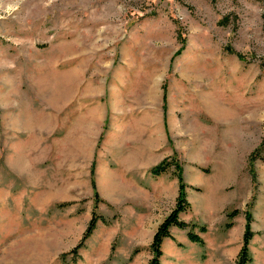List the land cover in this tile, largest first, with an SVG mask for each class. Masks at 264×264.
I'll return each instance as SVG.
<instances>
[{
  "label": "rangeland",
  "instance_id": "1",
  "mask_svg": "<svg viewBox=\"0 0 264 264\" xmlns=\"http://www.w3.org/2000/svg\"><path fill=\"white\" fill-rule=\"evenodd\" d=\"M180 172L161 264H264V0H0V264H150Z\"/></svg>",
  "mask_w": 264,
  "mask_h": 264
},
{
  "label": "trees",
  "instance_id": "2",
  "mask_svg": "<svg viewBox=\"0 0 264 264\" xmlns=\"http://www.w3.org/2000/svg\"><path fill=\"white\" fill-rule=\"evenodd\" d=\"M163 163L158 165L155 169L151 171L154 176L158 177L162 174L166 173V169L163 167ZM177 179L179 180V196L176 202L175 209L170 213V215L160 224L157 232L154 235L152 244H151V251L153 253V259L151 260L150 264H161V257L163 256L162 251V245L165 239H171L174 240L173 237L170 234V230L173 227H177L179 229H187L190 228L189 223L183 222L180 220V214L187 212L190 209V204L186 201L185 197V185L182 180V174L181 172L177 175ZM238 211L234 210L228 215V219L232 220L238 215ZM246 227H245V233L243 236V246L241 248V251L239 253L238 259L236 261V264H250L252 262V257L250 255L249 251V245L251 240L253 239L254 233L251 230V216L247 212L246 213ZM97 224V217L94 214L92 217V220L88 226V229L86 230L81 242L76 246L71 252H74L77 254L78 250L83 246V242L91 236L93 233V230L95 229ZM194 226V225H193ZM227 226L230 228L232 227V223H228ZM206 228L202 227L201 232L204 233ZM188 239L193 242L200 245L204 244V241L201 237H199L197 234H195L193 231H189L187 233Z\"/></svg>",
  "mask_w": 264,
  "mask_h": 264
}]
</instances>
